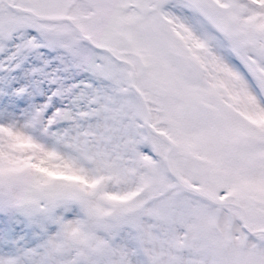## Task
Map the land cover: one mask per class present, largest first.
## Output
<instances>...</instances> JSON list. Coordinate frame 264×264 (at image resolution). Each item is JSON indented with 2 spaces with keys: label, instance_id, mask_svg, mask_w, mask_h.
<instances>
[{
  "label": "snow or ice",
  "instance_id": "obj_1",
  "mask_svg": "<svg viewBox=\"0 0 264 264\" xmlns=\"http://www.w3.org/2000/svg\"><path fill=\"white\" fill-rule=\"evenodd\" d=\"M0 264H264V0H0Z\"/></svg>",
  "mask_w": 264,
  "mask_h": 264
}]
</instances>
